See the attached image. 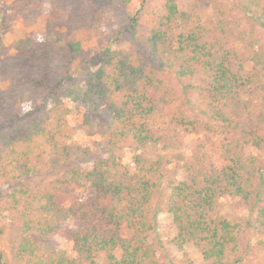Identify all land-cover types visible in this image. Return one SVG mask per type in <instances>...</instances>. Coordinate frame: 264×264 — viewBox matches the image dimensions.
<instances>
[{"label":"trees","instance_id":"obj_1","mask_svg":"<svg viewBox=\"0 0 264 264\" xmlns=\"http://www.w3.org/2000/svg\"><path fill=\"white\" fill-rule=\"evenodd\" d=\"M112 1L130 26L114 43L129 35L131 52L106 46L76 78L70 65L83 42H69L48 24L39 38H15L14 48L30 56L37 42L53 46L50 90L37 80L44 58L31 82L22 70L18 78L0 70V83H8L0 109V217L8 213L12 223V262L159 264L149 234L167 185L177 229L171 243L185 258V247L194 244L207 264H242L252 249L264 251V40L218 0L212 25L197 3L161 0L164 13L157 15L146 9L148 0ZM239 2L264 27V0ZM40 5L41 11H27L28 25L38 17L33 11L48 13L52 5L69 28L92 17L88 0ZM168 74L196 79L197 114L179 109L181 96ZM68 99L81 107L78 126L68 120ZM11 114L14 122L5 123ZM79 131L96 135L93 146L76 141ZM185 134L206 135L189 156ZM173 164L186 172L179 183L168 173ZM225 197L254 205V223L220 216ZM62 231L74 256L54 244Z\"/></svg>","mask_w":264,"mask_h":264},{"label":"rangeland","instance_id":"obj_2","mask_svg":"<svg viewBox=\"0 0 264 264\" xmlns=\"http://www.w3.org/2000/svg\"><path fill=\"white\" fill-rule=\"evenodd\" d=\"M41 0H0V44L5 46V49L0 53V70L12 71V77L18 78V71L22 70L25 74V79L31 82L41 58L43 68L37 71L39 80L43 84L44 90H50L56 80V72L52 68L55 61V52L53 46L37 42L35 49L38 52L30 56H23L14 48L15 38L27 39L29 37L39 38L48 30V24H52L59 34H66L69 42L82 41L83 46L78 55L72 60L70 65V75L78 78L83 68L92 61L100 50L106 46H111L117 51L125 53L131 52L133 44L130 41L129 35L118 43H114L115 37L119 31L128 29L129 22L127 14L118 9L112 0H88L91 8V18L87 19L86 25L80 28H69L63 24L64 12L58 11L57 7L52 5L48 13L42 12L38 15L37 12L43 10L40 5ZM58 1V0H55ZM215 0H180L181 7H188L192 3L199 5V10L204 21L212 25L215 12L213 2ZM222 4L229 6L234 14L240 18L241 27L243 29H254L259 38L264 40V27L256 20L248 16L240 7L239 0H218ZM61 2V1H60ZM29 8H36L38 11H33V14L38 16L32 25L27 24V11ZM146 9L150 13L161 15L164 13L161 0H148ZM39 13V12H38ZM93 20V21H92ZM170 85L176 86L178 89L181 101L178 103L179 109L187 115L197 114V106L200 99L195 94L193 84L196 79L189 78L181 80L176 75L168 74L165 77ZM8 83H0V109L4 108V102L1 96L6 92ZM37 104H41L38 100ZM67 104L72 110V114L68 120L73 126H78L77 112L80 106L67 100ZM29 106H25L28 110ZM5 123L14 122L16 116L8 115L4 117ZM101 120L97 124H101ZM96 135H86L79 131L75 139L84 146H93ZM206 138L205 134H185L184 150L186 154L191 155L195 145ZM252 154L258 155L259 152L253 149ZM131 153L128 151L124 159L126 165L131 163ZM264 166V157H263ZM169 175L173 177L177 183L186 178V172L180 167L173 164L169 167ZM170 191L165 185L161 195L158 197L155 212L157 229L149 234V242L153 243L158 248L157 260L159 264H207L199 249L194 244H189L185 247V252L188 254V260L184 253L179 251L171 242L177 235V229L173 223V216L168 212V198ZM219 215L229 219L233 223H254L257 217V210L254 205L249 206L238 197H225L220 202ZM0 229L3 230V235L0 237V263L13 264L12 262V223L9 220L8 213L0 217ZM254 231L247 233L248 238H252ZM54 244L58 249L65 250L69 255L74 256L73 243L64 236V231L53 237ZM191 261V262H190ZM242 264H264V251L252 249L247 255Z\"/></svg>","mask_w":264,"mask_h":264}]
</instances>
